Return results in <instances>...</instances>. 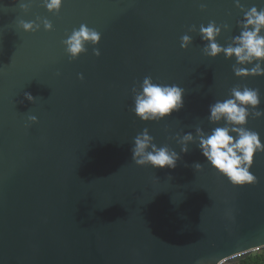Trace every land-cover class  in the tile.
Returning a JSON list of instances; mask_svg holds the SVG:
<instances>
[{"label": "water", "instance_id": "1", "mask_svg": "<svg viewBox=\"0 0 264 264\" xmlns=\"http://www.w3.org/2000/svg\"><path fill=\"white\" fill-rule=\"evenodd\" d=\"M252 7L264 10V0H63L59 11L0 0V264H216L234 254L229 264H239L264 250V152L251 168L258 183L234 186L203 155L198 132L236 126L213 122L210 108L251 88L261 102L243 127L264 143L255 115L264 75L235 73L257 61L207 55L200 31L214 23L215 42L235 46ZM81 25L101 40L73 58L64 41ZM145 78L183 89V107L139 118ZM145 129L178 154L174 169L134 162Z\"/></svg>", "mask_w": 264, "mask_h": 264}, {"label": "clouds", "instance_id": "2", "mask_svg": "<svg viewBox=\"0 0 264 264\" xmlns=\"http://www.w3.org/2000/svg\"><path fill=\"white\" fill-rule=\"evenodd\" d=\"M63 0H45V6L49 11H59L62 8ZM22 8L27 9V5L22 4ZM20 26L25 31H35L39 28L34 22L20 21ZM45 27L51 29L52 25L45 21ZM243 31L235 38V46L223 48L215 42L220 29L214 23L207 27H201L200 31L203 39L208 41L205 53L209 56H217L223 52L228 57L233 55L238 63L248 64L257 61L255 67L251 69L236 68L237 76L264 75V10L252 7L245 12L242 22ZM101 34L90 29L87 25H81L78 30L64 41L66 51L73 58L86 51L85 44L91 42L98 44ZM191 38L187 35L182 37V47H187ZM99 55V51L96 53ZM27 99L34 101L31 94H25ZM230 99L217 102L210 108V119L213 122L224 120L229 125L240 127H216L210 135L200 133V149L206 159L221 175L225 176L234 186H247L258 183V178L252 173L254 158L260 152H264L258 133L246 127L249 113V106L255 108L260 104V94L258 90L244 88L243 90L234 89ZM184 104V90L178 86H163L152 82L151 78H145L142 85V92L135 97V114L144 121L156 120L171 115L178 111ZM256 116L264 115V112H256ZM30 120L36 121L37 117L31 116ZM231 133H236L233 136ZM193 136L186 134L182 143V149L187 152V143L193 141ZM132 155L134 162L139 166L151 165L154 168H175L178 154L169 150L167 147H157L153 143V138L145 129L138 134L134 141ZM197 168L200 165H196ZM233 256H228L218 260L217 264H229Z\"/></svg>", "mask_w": 264, "mask_h": 264}, {"label": "trees", "instance_id": "3", "mask_svg": "<svg viewBox=\"0 0 264 264\" xmlns=\"http://www.w3.org/2000/svg\"><path fill=\"white\" fill-rule=\"evenodd\" d=\"M239 264H264V250H258L242 261Z\"/></svg>", "mask_w": 264, "mask_h": 264}, {"label": "built area", "instance_id": "4", "mask_svg": "<svg viewBox=\"0 0 264 264\" xmlns=\"http://www.w3.org/2000/svg\"><path fill=\"white\" fill-rule=\"evenodd\" d=\"M256 251H258V250H252V253H254V252H256ZM251 253V254H252ZM238 254H234V255H231V256H233L234 258L237 256ZM240 255V254H239ZM217 264V263H216Z\"/></svg>", "mask_w": 264, "mask_h": 264}]
</instances>
